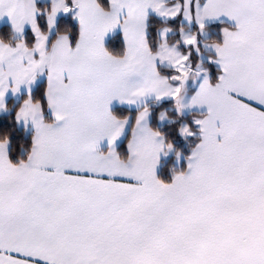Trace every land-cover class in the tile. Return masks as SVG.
<instances>
[{"label": "snow or ice", "instance_id": "snow-or-ice-1", "mask_svg": "<svg viewBox=\"0 0 264 264\" xmlns=\"http://www.w3.org/2000/svg\"><path fill=\"white\" fill-rule=\"evenodd\" d=\"M150 13L182 17L200 36L210 22L232 21L222 40L205 44L214 77L193 72L192 53L176 51L179 43L157 47ZM60 14L78 23L72 39H50ZM4 17L20 38H0V110L23 90L15 121L33 135L26 159L14 163L0 133V264H264V0L171 8L162 0H51L43 10L37 0H0ZM117 30L123 45L114 54L105 37ZM181 33L200 54L198 35ZM164 63L169 75L158 69ZM201 76L186 103L188 82ZM40 78L46 84L34 93ZM150 98L173 102L178 116L197 113L194 127L178 128L196 142L171 182L157 176L175 149L148 125ZM114 101L143 108L130 122L113 114ZM126 130L122 155L116 144Z\"/></svg>", "mask_w": 264, "mask_h": 264}, {"label": "trees", "instance_id": "trees-1", "mask_svg": "<svg viewBox=\"0 0 264 264\" xmlns=\"http://www.w3.org/2000/svg\"><path fill=\"white\" fill-rule=\"evenodd\" d=\"M38 6L43 10L50 7V3L38 2ZM46 26V19L43 21ZM165 26H171L173 29H178L180 27L177 22L172 23L166 20H162L154 15H150L148 22L149 36L153 39V42L158 47L160 41L159 30ZM186 26V25H185ZM78 23L71 18V16L62 15L57 19V28L51 34V38H55L58 32H68L70 39H72L73 33H78ZM228 27L232 28L231 25L227 23H217V24H208L207 29L210 30L211 36H209L205 41L211 42L213 39L222 40V29ZM122 33H117L114 36L110 37L106 43V48L113 52L114 54L119 53L122 49L123 38ZM0 38H3L12 44L15 43L19 37L11 30L10 25H2L0 27ZM24 39L26 41L31 40V29H28L24 34ZM169 42H176L179 40L178 34H173L169 37ZM211 52H208L210 54ZM204 67L209 71L210 76L215 75L216 66L208 65L207 61L204 62ZM160 72L163 75H169L170 69L160 68ZM46 82L40 83L37 88L34 90V93L38 92ZM24 94H22L18 99L11 98L7 102L6 109L0 115V133H6L9 136L10 146H9V156L12 162H19L21 159H26L27 152L31 147V138L33 132H28L25 127L21 124H17L15 121V112L18 106L23 102ZM152 110L151 115V127L159 130L166 139H170L174 145L175 151L169 153L167 157H164L161 161V165L158 172V177L164 182H171L173 170L183 171L186 169V160L185 157L191 154V148L195 146V139L189 138L185 140L179 136L178 128L181 124L187 123L191 126L193 117L196 116V112H191L184 116H178L176 110H174V104L171 101L161 103L159 105L150 104ZM139 110V109H138ZM138 110H132L127 108L117 107L113 109L114 115L118 118L130 117L131 121H134L135 115ZM161 112H166L168 118L171 121L160 125L159 116ZM172 121H175L172 123ZM130 137V131H127V134L121 144L118 146V152L122 155H127V141ZM176 151L181 153L179 162L176 159Z\"/></svg>", "mask_w": 264, "mask_h": 264}, {"label": "rangeland", "instance_id": "rangeland-1", "mask_svg": "<svg viewBox=\"0 0 264 264\" xmlns=\"http://www.w3.org/2000/svg\"><path fill=\"white\" fill-rule=\"evenodd\" d=\"M43 2H46V3H50L51 4V0H43ZM162 2L164 3V5H165L166 8H171V7H174L177 3H179L180 0H162ZM61 15H63V14L58 15L56 19H58ZM150 15L156 16L155 14H152V13H150ZM156 17H158V18H160L162 20H166L165 18H162V17H159V16H156ZM175 22H177L178 25L180 26V27H178V29H173L171 26H165V27H163L162 29L159 30L160 41L158 43V46L160 44H162V43H166L168 45V47L171 49L173 47H176L177 44L179 43V47H176V51L180 52L182 55H187L189 52L192 53V55L189 57V59H190V61L192 63L193 72H197V71H201L202 69H206L204 67V62L207 61V58H208V55H209L208 52H211V49L205 47V44L206 43H210L209 41H205V40L209 36H211L210 30H208L207 33L204 34L203 36H200L199 33L197 32L196 26L194 24L193 25H189L187 23V21L183 20L182 17L178 18L176 21H174L172 23H175ZM165 29H170V30L167 31V32H165ZM181 29H183V35L184 36H191L193 33H196L198 35V39L200 41V43H199L200 54H197L194 49L185 48L183 46V43H182V40H181V36H182ZM117 33H121V32L119 30H117L115 32L109 33L105 37V47H106V43H107L108 39L110 37L114 36ZM173 34H178L179 40L176 41V42H169L168 39ZM201 61H203V63L201 64V68L198 69L196 67V65L197 64H200ZM162 67L163 68L170 69V72L172 71L171 68H170V66L167 63L162 64ZM200 79H202V76L201 77H198L196 79L195 84L191 80L188 82V84H187V94H186V97H185V102L186 103L188 101L187 96L191 95V90L194 89V88H196V86L199 85ZM159 104H161V103H156V105H159ZM174 110H176L175 107H174ZM189 112H191V110H185L183 112L182 116L184 114L185 115L188 114ZM161 113H164V115H165L166 118L164 120H161V119L159 120L160 125H164L165 123L171 121L170 118H168L166 112H161Z\"/></svg>", "mask_w": 264, "mask_h": 264}, {"label": "crops", "instance_id": "crops-1", "mask_svg": "<svg viewBox=\"0 0 264 264\" xmlns=\"http://www.w3.org/2000/svg\"><path fill=\"white\" fill-rule=\"evenodd\" d=\"M38 2L42 3L43 0H37V3H38ZM61 16H62V15H61ZM221 20H223L224 23H227V24L233 26V22H232V21H229L226 17H222ZM217 23H221L220 20H217V21H214V22H210V23H208V24H217ZM2 25H10V26H11V24H10V22H9V20H8L7 17H4L3 19H0V27H1ZM28 29H30V27L26 26V28H25V33H26V31H27ZM230 29H231V28H230ZM54 31H55V29L53 30V32H54ZM25 33H24V34H25ZM15 34H16V33H15ZM16 36L19 37L17 34H16ZM19 38H20V37H19ZM161 67H162V65L158 64V69H159V71H160V68H161ZM162 75H163V74H162ZM43 81L46 82V79H45V78H40V79H38L37 83L33 86V91H34V90L37 88V86H38L40 83H42ZM141 82H142V81H140V80H138V79H133V80L131 81V84L136 85V84L141 83ZM195 90H196V88L192 89V90H191V94L194 93ZM22 94H24V91H23V90H21V92H20L19 94H16V95H13V94L9 93V94L6 96V99H5V108H6V105H7V102L9 101V99H11V98L18 99ZM190 97H191V95L187 96V99H190ZM164 102H167V100H165V101H161V102H159V103H164ZM146 103H147L148 105H150V104H156V103L154 102V98L147 99ZM117 107L127 108V109H132V110H138V109H139V110H142V108H143V104H140L139 106H137V105L129 106V105H126V104H120L119 102H115V101H114V102L112 103V105H111V111L113 112V109H115V108H117ZM3 112H4V110H0V115H1ZM191 112H196V110L193 109V110H191ZM191 112H189V113H191ZM189 113H188V114H189ZM113 114H114V113H113ZM184 115H185V114H184ZM184 115H183V116H184ZM186 115H187V114H186ZM128 118H129V120H130V122H131V118H130V117H128ZM159 120H160V116H159ZM21 125L24 127V125H23L22 123H21ZM148 125H149V127H151V116L149 117ZM26 130H27L28 132H33V130H32L31 127H29V128L26 129ZM127 131H128V130H126L125 133L122 135V137L117 141V144H116L117 151H118V146H119V145L121 144V142L124 140V138H125V136H126V134H127ZM104 148H105V146L102 145V149H104ZM163 158H164V156L161 157L160 164H159V166H158V168H157V176H158L159 168H160L161 161H162ZM158 178H159V177H158Z\"/></svg>", "mask_w": 264, "mask_h": 264}]
</instances>
